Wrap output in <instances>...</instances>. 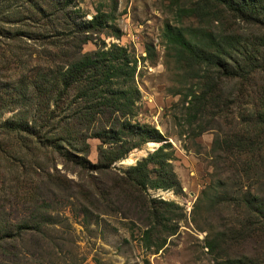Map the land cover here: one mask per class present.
Wrapping results in <instances>:
<instances>
[{
    "label": "rangeland",
    "instance_id": "1",
    "mask_svg": "<svg viewBox=\"0 0 264 264\" xmlns=\"http://www.w3.org/2000/svg\"><path fill=\"white\" fill-rule=\"evenodd\" d=\"M177 9V0H0V264H264V24L231 15L202 24ZM99 10L112 20L85 31ZM167 24L239 35L247 79L223 78L205 112L188 110L192 82L167 48ZM114 45L137 67L138 99L127 118L104 109L88 121L77 115L81 88L52 90V77ZM210 84L204 74L197 89ZM139 128L162 141L105 166L114 138L96 135L134 143ZM161 147L175 186L137 187L129 168Z\"/></svg>",
    "mask_w": 264,
    "mask_h": 264
},
{
    "label": "trees",
    "instance_id": "2",
    "mask_svg": "<svg viewBox=\"0 0 264 264\" xmlns=\"http://www.w3.org/2000/svg\"><path fill=\"white\" fill-rule=\"evenodd\" d=\"M177 16L180 19L189 21L199 20L203 23H211L214 20L223 22V18L231 15L242 21H253L254 23L264 24V1L263 0H177ZM112 20L111 15L97 11V14L87 22L85 31H95L106 28ZM180 24L183 21L179 20ZM201 27H208L201 25ZM209 28V27H208ZM198 29H195L196 31ZM205 36L199 37L197 34L187 31L182 25L167 24L165 28V38L169 51L177 53V62L185 67L186 77L191 80L192 86L185 89L184 97L188 100V110L202 113L205 112L207 102L211 103V97L222 79H247L243 72L245 68L238 63L234 53L241 47V38L235 34H220L208 29H201ZM136 65L130 60L127 50L116 45L108 50H99L92 53L80 55L76 60L67 65L65 69L57 71L52 77V83L56 89L68 92L74 87H80L81 97L87 99L86 104L77 115L92 121L94 115L109 109L112 112H119L122 118H127L133 111L139 92L132 86V80L136 73ZM211 75V84L205 89L200 88L201 79L204 74ZM216 76L217 78H215ZM206 78V77H205ZM196 82L197 88L193 85ZM204 82V81H203ZM202 82V83H203ZM195 84V85H196ZM99 102H95L94 99ZM215 101V99H213ZM125 127L135 129L130 123H125ZM19 128V127H17ZM133 138L139 136L134 143L124 139L120 134L113 136H98L105 144L114 138L116 147L104 150L105 166L120 160L130 151L140 148L149 141L161 142L162 136L156 130H130ZM111 137V138H109ZM132 140V139H131ZM119 145V146H117ZM168 155L161 147L154 154L139 162L137 166L130 167L128 170L129 180L137 187L168 190L175 186L174 175L169 174L166 168ZM155 165L158 174L156 179L151 178L150 166ZM172 206V203H164ZM154 232L147 229L143 233L142 242L150 250L151 237ZM206 247L212 254L215 246L207 241ZM155 251L161 247H155ZM213 264H254L253 262L239 259H228L218 261Z\"/></svg>",
    "mask_w": 264,
    "mask_h": 264
}]
</instances>
